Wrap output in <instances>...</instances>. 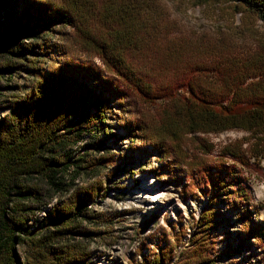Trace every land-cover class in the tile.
<instances>
[{
    "label": "trees",
    "instance_id": "16d2710c",
    "mask_svg": "<svg viewBox=\"0 0 264 264\" xmlns=\"http://www.w3.org/2000/svg\"><path fill=\"white\" fill-rule=\"evenodd\" d=\"M225 1L246 6L264 23V0ZM112 2L62 0L59 7L0 0V264H88L89 244L97 241L83 229L89 221L96 227L88 205L105 193L99 171L115 161L109 150L91 153L82 143L116 137L109 124L115 118L129 150L136 151L141 138L174 183L209 198L199 226L212 222L213 205L224 206L235 213L240 241L237 252L232 246L229 252L254 249L264 264V223L250 184L253 173L263 171L264 53L201 59L156 74L153 67H138L150 51L144 9L132 0ZM60 28L75 29L83 51L98 56L106 70L70 57L57 41ZM129 90L167 104L156 127L126 120ZM229 131L247 133L248 148L225 147L207 161L184 151L190 135ZM54 200L32 229L35 216ZM202 233L179 263L173 246H160L134 264H217L214 242Z\"/></svg>",
    "mask_w": 264,
    "mask_h": 264
},
{
    "label": "rangeland",
    "instance_id": "374dc122",
    "mask_svg": "<svg viewBox=\"0 0 264 264\" xmlns=\"http://www.w3.org/2000/svg\"><path fill=\"white\" fill-rule=\"evenodd\" d=\"M41 1L62 5V0ZM99 1L113 4L116 0ZM132 1L144 9L143 21L151 37L148 41L150 51L140 58L138 67L147 70L153 67L157 74L164 68L201 59L264 53V23L246 6L225 0ZM59 30L55 33L57 41L68 48L70 57L106 70L98 56L83 51L75 29ZM17 81L24 84L23 79ZM128 100L129 103H123L127 108L126 120L139 121L145 127H156L167 107L163 100L149 99L130 90ZM115 114L123 116L120 108ZM117 121L115 118L109 123L114 126L112 132L116 137L106 142L102 138L86 137L82 143L91 153L109 150L115 161L99 171L97 180L105 193L88 205L96 227L89 221L83 229L97 236V241L89 244L88 264H134L153 252L158 253L160 246H173V261L179 263L187 258L193 240L201 232L214 242L211 253L217 264H262L254 249L238 255L234 253L240 246L238 229L232 225L236 217L234 212L222 205H213L212 222L207 227L199 226L201 216L210 209L209 198L196 188L191 192L188 185L174 183L162 169L160 157L145 146L141 138L133 147L136 151L129 150L131 143L124 130L116 126ZM121 137L125 140L120 141ZM248 138L249 135L242 131L190 135L184 140V151L195 160H215L225 147L242 143L243 149L248 148ZM261 167L263 171L253 173L250 184L253 204L259 213L257 219L264 223V160ZM186 179L184 182L188 184L190 179ZM154 194H158L156 201ZM57 203L58 200H54L46 211L35 216L32 229L38 227L46 212ZM230 246L234 252H229ZM18 253L24 258V247H18Z\"/></svg>",
    "mask_w": 264,
    "mask_h": 264
},
{
    "label": "bare ground",
    "instance_id": "6f19581e",
    "mask_svg": "<svg viewBox=\"0 0 264 264\" xmlns=\"http://www.w3.org/2000/svg\"><path fill=\"white\" fill-rule=\"evenodd\" d=\"M155 195L157 196L158 194H154V197H155V201H156V196H155ZM161 197H162V196H161ZM157 198H158V197H157Z\"/></svg>",
    "mask_w": 264,
    "mask_h": 264
}]
</instances>
